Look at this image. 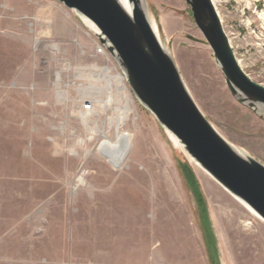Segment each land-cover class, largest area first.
Segmentation results:
<instances>
[{"label": "rangeland", "instance_id": "obj_1", "mask_svg": "<svg viewBox=\"0 0 264 264\" xmlns=\"http://www.w3.org/2000/svg\"><path fill=\"white\" fill-rule=\"evenodd\" d=\"M37 1L41 20L22 80L41 88L42 104L33 114L40 117L35 126L42 136L34 147L26 138L0 140V174L6 179L1 186L5 195H39L44 200L57 194V200L40 204V249L19 254L49 259V233H54L49 219L59 221L65 205L74 214L102 211L108 205L96 202L97 195L110 194L127 204L120 210L137 207L152 221L153 264H264V222L205 173L138 103L116 63L96 53L98 31L90 22L55 0ZM212 1L240 67L264 87V0ZM144 2L158 41L202 115L234 149L264 165V119L231 96L184 0ZM106 66L109 77H123V96L103 72ZM47 89L50 104H45ZM86 100L95 103V114H81ZM116 126L130 137L131 147L114 169L96 149L103 134L116 141ZM27 163L41 165L38 186L27 180L32 174L23 167ZM66 195L74 197L73 204L64 202ZM85 195L90 196L87 203L82 202ZM35 204L21 198L6 203L12 231L26 234V226L16 229L11 224ZM3 253L17 257L15 251Z\"/></svg>", "mask_w": 264, "mask_h": 264}, {"label": "water", "instance_id": "obj_2", "mask_svg": "<svg viewBox=\"0 0 264 264\" xmlns=\"http://www.w3.org/2000/svg\"><path fill=\"white\" fill-rule=\"evenodd\" d=\"M90 22L100 46L121 71L138 103L226 192L264 222V165L228 144L202 115L170 54L158 41L144 0H55ZM209 46L226 88L241 106L264 119V87L238 63L212 0H184Z\"/></svg>", "mask_w": 264, "mask_h": 264}, {"label": "crops", "instance_id": "obj_3", "mask_svg": "<svg viewBox=\"0 0 264 264\" xmlns=\"http://www.w3.org/2000/svg\"><path fill=\"white\" fill-rule=\"evenodd\" d=\"M40 8L37 0H0V140L26 138L32 147L39 144L42 136L40 126H35V122L40 125V117L33 114L34 108L42 104V93L39 86L23 82L22 76L26 59L30 60L29 67L31 64V45L33 33L39 30ZM47 91L45 104H50L51 90ZM23 167L32 172L27 178L30 185L38 186L41 165L27 163ZM5 181L0 174V252L15 251L17 257L3 253L0 264H153L152 221L147 220V215L143 218L137 207L132 211L120 210L127 204H120L117 195L110 194L97 195L96 202L108 205H103L102 211L86 209L74 214L69 209L72 206L65 205L61 210L62 218L59 221L50 218L47 223L54 229L53 234L49 233V259L36 258V253L35 258H25L19 252H37L39 244L44 243L38 229L42 219L40 204L55 203L57 194H49L44 200L39 195L23 198L16 194L5 195L1 186ZM89 197H81L82 202H89ZM20 198L23 202L36 203L11 224L16 229L26 226V234L11 230L5 211L7 202H18ZM64 202L73 204L74 197L66 195ZM14 235L17 240L12 239Z\"/></svg>", "mask_w": 264, "mask_h": 264}, {"label": "bare ground", "instance_id": "obj_4", "mask_svg": "<svg viewBox=\"0 0 264 264\" xmlns=\"http://www.w3.org/2000/svg\"><path fill=\"white\" fill-rule=\"evenodd\" d=\"M119 2L124 7V9L129 13L131 8H130V5L127 4V0H119ZM102 70L106 76H108V74L111 72V69H109L107 66L104 67ZM108 79H110L114 82V84L117 87L118 92L120 93L121 96H123V94H126L125 93L126 88H125V84H123L124 82H123L122 76H120V75H117V76L115 75L114 77L108 76ZM59 80L60 79L58 77L55 78V85L57 87H58ZM129 112L130 111H128V109H126V108L124 109V113L126 114V117L129 114ZM115 131L117 134V136H116L117 138H116V141L114 143L111 142L107 138V135L103 134L102 135L103 141L99 144V146L96 149V152L98 154H100L101 157L106 159V161L109 164H111L114 167V169L118 168V167L120 168V165L122 164L123 160L125 159L128 151L131 147L130 137L127 134H120L118 126H116ZM78 180L80 181V179H78ZM248 225H250V224H248Z\"/></svg>", "mask_w": 264, "mask_h": 264}, {"label": "built area", "instance_id": "obj_5", "mask_svg": "<svg viewBox=\"0 0 264 264\" xmlns=\"http://www.w3.org/2000/svg\"><path fill=\"white\" fill-rule=\"evenodd\" d=\"M96 53L98 55H101L102 57H104L108 62H109V60H113L111 58V56L106 52V50L100 45H98ZM80 112H81V114H83L85 116L95 114V112H96L95 103L92 100L83 101V103H81V105H80Z\"/></svg>", "mask_w": 264, "mask_h": 264}, {"label": "trees", "instance_id": "obj_6", "mask_svg": "<svg viewBox=\"0 0 264 264\" xmlns=\"http://www.w3.org/2000/svg\"><path fill=\"white\" fill-rule=\"evenodd\" d=\"M192 184H193V182H191ZM196 195H197V198H199L200 199V195H199V192H198V190H196Z\"/></svg>", "mask_w": 264, "mask_h": 264}]
</instances>
